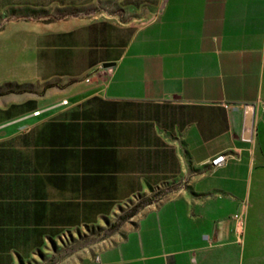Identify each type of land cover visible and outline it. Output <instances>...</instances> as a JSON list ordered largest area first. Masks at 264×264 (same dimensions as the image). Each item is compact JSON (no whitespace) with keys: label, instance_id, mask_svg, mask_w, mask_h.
Here are the masks:
<instances>
[{"label":"crops","instance_id":"0c3cea01","mask_svg":"<svg viewBox=\"0 0 264 264\" xmlns=\"http://www.w3.org/2000/svg\"><path fill=\"white\" fill-rule=\"evenodd\" d=\"M262 102L264 0H0V264L143 199L90 264L247 263Z\"/></svg>","mask_w":264,"mask_h":264},{"label":"rangeland","instance_id":"374dc122","mask_svg":"<svg viewBox=\"0 0 264 264\" xmlns=\"http://www.w3.org/2000/svg\"><path fill=\"white\" fill-rule=\"evenodd\" d=\"M254 127L252 144L255 145V149L250 155H253L255 164L263 168L262 177H264V102L258 106ZM257 192L264 196V183L259 186ZM149 202L145 199L138 201L135 206L129 207L125 214L110 223H101L99 226L81 228L76 233L63 234L31 264L92 263L102 250L111 246L118 239L121 227L129 222L128 216H132L139 207H143ZM263 231L264 225L260 224L254 227V235L249 243L250 258L245 264H264V248L261 247L264 245ZM245 234L244 230L243 239Z\"/></svg>","mask_w":264,"mask_h":264},{"label":"built area","instance_id":"2783aa9c","mask_svg":"<svg viewBox=\"0 0 264 264\" xmlns=\"http://www.w3.org/2000/svg\"><path fill=\"white\" fill-rule=\"evenodd\" d=\"M228 157L226 154H219L210 160L209 165L212 169H217L226 164L228 161ZM234 223V234L236 236L235 242L240 244L243 240V234L246 225V214L244 210H241L238 214L233 216Z\"/></svg>","mask_w":264,"mask_h":264},{"label":"water","instance_id":"95a60500","mask_svg":"<svg viewBox=\"0 0 264 264\" xmlns=\"http://www.w3.org/2000/svg\"><path fill=\"white\" fill-rule=\"evenodd\" d=\"M104 68L110 67L109 65L103 66ZM254 119H255V106L246 105L244 107V116H243V127L241 139L244 142H250L253 137L254 131Z\"/></svg>","mask_w":264,"mask_h":264},{"label":"trees","instance_id":"16d2710c","mask_svg":"<svg viewBox=\"0 0 264 264\" xmlns=\"http://www.w3.org/2000/svg\"><path fill=\"white\" fill-rule=\"evenodd\" d=\"M131 216V215H130ZM130 216H128V217H130Z\"/></svg>","mask_w":264,"mask_h":264}]
</instances>
